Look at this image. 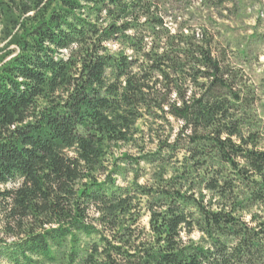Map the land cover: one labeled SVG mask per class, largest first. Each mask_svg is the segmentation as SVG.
Returning a JSON list of instances; mask_svg holds the SVG:
<instances>
[{"label": "trees", "instance_id": "16d2710c", "mask_svg": "<svg viewBox=\"0 0 264 264\" xmlns=\"http://www.w3.org/2000/svg\"><path fill=\"white\" fill-rule=\"evenodd\" d=\"M158 15L152 0H0V264H264L263 139L236 73L210 37ZM156 114L180 128L151 161L183 150L177 179L203 170L223 208L173 180L115 185L112 148ZM132 194L148 233L132 228ZM245 206L261 214L246 221Z\"/></svg>", "mask_w": 264, "mask_h": 264}, {"label": "rangeland", "instance_id": "374dc122", "mask_svg": "<svg viewBox=\"0 0 264 264\" xmlns=\"http://www.w3.org/2000/svg\"><path fill=\"white\" fill-rule=\"evenodd\" d=\"M159 9V17L171 33L201 34L212 39V53L223 60L233 73H236L235 86L247 102L246 115L254 123L252 130L260 133L264 147V0H152ZM1 30V29H0ZM6 41H1L0 48ZM112 49H117L115 43ZM13 47H9L12 49ZM128 55L129 51L126 52ZM194 90V89H192ZM180 123L169 119V122L154 117L144 116L135 125L136 134L131 143L112 148V159L106 163L108 171L123 167L119 175L111 176L115 185L127 187L135 182L147 188L156 187L161 179L177 181L176 190L192 197L211 210L224 207V201L215 192L205 188L206 174L203 170H192L184 179L182 171L190 169L183 150L164 154L169 158L166 164H158L153 154L158 153L160 141L171 143L179 131ZM130 157L128 162L120 160L121 155ZM163 154V153H162ZM129 163V164H126ZM184 166V167H183ZM102 177L101 179H103ZM135 199V224L148 233L149 212L146 198L132 194ZM190 209V208H189ZM251 213L261 214L256 206H245L239 214L248 221ZM96 217V215H93ZM2 237L0 227V238ZM183 240L197 242L201 235L193 232L189 237L181 234Z\"/></svg>", "mask_w": 264, "mask_h": 264}]
</instances>
